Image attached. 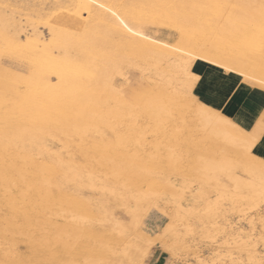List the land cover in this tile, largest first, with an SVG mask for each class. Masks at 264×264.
Returning a JSON list of instances; mask_svg holds the SVG:
<instances>
[{
    "label": "rangeland",
    "instance_id": "1",
    "mask_svg": "<svg viewBox=\"0 0 264 264\" xmlns=\"http://www.w3.org/2000/svg\"><path fill=\"white\" fill-rule=\"evenodd\" d=\"M126 1L127 3L128 2L131 3L127 4ZM241 1H243V3L245 4H243ZM249 1L250 0H240V1L239 0H173V1L172 0H0V15L3 17L5 23L7 24V26H5V34L3 36L4 41L2 40V42H0V68L2 70H5L4 72H1L0 70V82L2 84H7L11 73L21 74L20 75L21 77H28L31 73L30 71L31 68L29 69L28 59L27 58L25 59L26 56L22 55L23 53L21 52H17L18 50L16 49L14 50L11 49L12 51L10 52V42L12 41L13 38H15V35H13V31H15L16 27L19 28L17 30L18 34L16 36H18L17 42L20 45L24 46L26 44V41H28L27 39H32L27 37H29L30 33L32 32L31 30L34 29L40 34L41 40L44 41L46 44L49 43L50 47L52 48L55 45L53 46L54 43L52 44V42H50L51 39H50L48 23L52 22L53 20H54L53 22H55L56 19H57L56 21L57 23L59 22L65 26H67L68 24L70 25V26L68 25L67 27H71L72 24L78 23V25L75 28L77 33L76 40L79 51L83 53L82 55H79L78 61L84 64L83 67L86 73L87 72L89 73V71L94 69L98 70L100 68L105 67L106 69L105 77L107 80L106 82L114 86V88L118 89L123 96L125 95L124 97L126 98V100L134 105H142L149 96L155 95L156 86L158 85L159 82H161L160 85L161 84L164 85L165 83L164 85L165 87L164 86L163 87L164 90L167 92H172L175 89H180L179 86L181 82L180 78L182 77L180 75L179 69L175 66L170 67L167 65L169 63L177 64L180 61H185L189 58V56L192 53L203 54L209 51L214 52L215 50L213 49L215 48L216 40H218L220 34L223 35L227 34V32L234 31L236 30V28L239 29L236 30L237 32H233L234 36L232 37V41H234L237 47L241 48L239 51L241 52L242 55L241 54L240 55L244 59L245 58L246 59L244 60L241 56L238 55L237 57H235L233 64L231 63V65L234 66L235 68L237 66H241L244 68L246 72L249 71L251 73H255L258 75V77L264 79V24H263L264 0L263 1L252 0L250 2ZM139 2L142 5H140ZM236 2L238 3L237 5ZM251 2L252 3L254 2V4H252ZM168 4L171 6H169ZM249 4L252 6L251 9H249L250 8ZM139 6L140 8L138 9ZM135 8L138 9L139 11L136 10ZM241 8L243 9L244 13H241L242 12ZM256 8H258V11L256 10ZM259 8H261L262 11ZM134 9L136 10V13L138 12L139 14H136ZM166 9L169 11H167ZM129 11H133L134 15L137 16L140 15L139 17L141 19L138 18L137 20L130 19L128 21H125L124 16ZM255 13L257 15L259 14V16L257 17L254 16ZM175 14L178 17H176ZM237 15L239 17H237ZM246 17L247 18L249 17V19H247ZM250 19L252 20L253 23H251ZM166 20H169L170 22ZM243 21L246 23V25L244 24ZM233 24L235 26H233ZM250 24L255 27L258 26L256 27L257 29L251 26ZM198 31H200L201 33L197 35ZM93 32L97 37L99 35V38L103 39V41H100L101 43L99 42L95 46L92 43H90V39H92V36L90 34ZM182 32H185V34L188 33L195 34L192 37V38L195 37L192 40L193 42L192 46L191 44H187L183 42L182 39L184 37L182 35ZM240 32L243 34L245 32H248L250 33V35H253L254 36L253 44L252 45L247 44L246 42L249 43V40L247 39V37H244V35H242ZM133 33H136V35H133ZM144 36H147L148 39H153L154 42H161V43L164 42V44L168 45L169 47L168 53L165 56H152V57L143 56V54L146 53V48L144 46L140 48L139 44H136L137 43L136 41L140 40ZM242 36L244 37V39ZM250 38L251 36H249V39ZM242 41H244L245 43ZM69 43L70 42H68L67 44L68 46ZM55 44L61 46L62 44L61 39L58 38ZM241 44L242 46H240ZM67 45L65 46V48H68L70 55L74 56L75 53L74 50L71 49L70 46L69 48ZM100 45L105 50L102 49L103 50L102 53L98 54V52L100 51H98L99 49H96L97 52H94L95 55L97 56L95 58L96 61H94L93 63L92 61L91 63L88 62L89 61L88 53L90 49L99 48ZM226 46H220L223 48L222 50L225 53L223 51L219 53L220 55L221 54L224 55V58H227L232 50V49L230 50V48ZM225 48L228 49L225 50ZM61 50L62 49H59V52ZM246 50H248L247 53L250 56L246 55L247 54L245 53ZM53 51L56 52V49H54ZM123 51L125 53L123 60H118V59L114 60L113 57L114 56L117 57V55L122 54ZM101 57L104 60H99ZM239 57H241L242 60L241 58L239 59ZM247 58L248 59L251 58L252 62L251 59L248 60ZM236 59H238L240 62ZM243 60L244 62H242ZM196 64H204L210 66L207 63H203L202 61L196 60L191 65V68L195 69ZM15 67H19V68L14 70ZM217 69L224 71L219 67ZM228 73L236 74L234 72H228ZM165 79L166 80L168 79L167 81L169 84H166L167 81ZM50 80L52 81V83H55L56 82L55 76L51 75ZM256 80L261 81L258 78H254V77H244L241 81L250 87L261 89L254 84L247 83L248 81L253 82ZM261 82L264 83L263 81ZM194 90L195 87L193 88V92ZM192 99L193 98H191L190 95L186 97V100L188 101H192ZM110 104L111 107H113L112 101H110ZM192 109L193 108H187V107L182 108V112L180 111V113L178 114L175 111L174 112L171 111L169 115L168 114L160 115L155 121H153L149 117L140 115L139 117L134 118L133 125H129L128 123H123L120 119L111 117L107 120L106 124H98L95 127L98 130L94 128L91 131H87L81 138L73 136L68 133H64V134L59 132L51 133V135L46 138L47 145L45 149L48 148L47 150L49 152L44 150L43 148L42 149L44 151L41 149L42 152H40V149L38 147H33L31 151V156L34 155L35 157L34 156H32L33 158L31 157V162L34 160V162H32L34 166L45 162L53 166V170L47 173V176L50 179V181L52 183L54 182L58 184L56 187L52 188L53 189L52 193L54 194L55 192H60L62 196L64 195V198L62 199L54 198V200L52 199L50 201L47 200L45 197H42L43 192L34 191V190L30 191L29 190L30 188L26 189V192L28 190L30 191L27 192L29 197L31 196L29 202H27V208H28L27 220L29 222L27 221L23 227L18 226L19 228L18 227L12 228L8 230V232L4 233V235L6 236L8 235V237L14 238V241H16L14 242V245L16 244L17 248H14L15 247L14 246L13 249L12 248L10 249L9 247H8L9 249H7L6 245L0 244V255H1L0 264L1 263L55 264L53 262L48 263L49 261L47 260V257L49 254L46 251L48 249H49L48 252L53 253V255L56 256V258L54 259L57 263L58 261L61 260L59 264H61V262L63 261H66V263L64 264H83V262H85V258L89 259L88 257H94L96 255L98 256L99 259L102 260L101 261L102 264L103 263L105 264L106 262L107 263L109 262L108 264H115L116 262H118V255L116 250L119 249L122 250V248L124 250H127L129 246L131 248L128 249L131 250L134 248L133 242L135 241L134 239H132L133 236L132 234L123 236L121 242L114 241L116 236L114 235V233L111 232L112 228L110 226L114 225L112 223L113 220H114L113 222H115L116 225L117 223H121V221L118 218L114 217L113 215L114 205L116 204V201H119V203H121L120 204L121 206H123V203L126 204L127 201L129 203L131 200L135 201L136 193H139V191L140 193L139 195L137 194V196H140V194L142 193L146 194L145 192H149L150 194L151 193L154 194L153 197H159L166 191H171L173 189V186H177L180 189L187 190L190 193L191 188L196 185L202 184L207 186L208 184H214L217 181L216 179H221V178L227 181L228 183H229V179L231 180L232 178L233 180H231L230 183H234L233 186H235V181H238L239 178L241 179L246 177L247 179L251 180L252 178H250V176L245 173L244 168H242L244 162L238 157V155H236V157L231 159L234 162H233L232 174L230 175V178H228L229 174L225 172H222L224 173V175H222L220 171L222 170L221 168L222 166L220 167L221 169L218 168L217 170V166L216 168L215 167L212 168L213 166L212 164L210 163L207 164L206 162L202 161V158H199L202 156L201 153L204 152L203 150L207 148L206 146L208 145V141L206 143L205 139L201 137V134L198 131H194L195 129L193 126H195L196 121L193 113H191ZM181 117L183 118V120H181ZM260 120H264V113L261 116ZM183 127L185 128L182 129ZM189 127L191 128L193 127L192 128L193 132L191 133L192 135H189L187 130H185L188 129ZM125 138L126 139L128 138L129 140L127 141ZM120 139H122L123 142L124 140L126 142L124 143L122 142L123 143L122 145ZM100 141L106 142V147L104 149H101V151L104 150L102 151V154L100 149L95 147V143H98ZM196 144L197 145L199 144L198 150H196L197 147ZM201 145L203 147H201ZM199 150H201L202 152H200ZM223 151L224 150L222 149H217V151L214 152V156H215L214 159H217L218 157L224 155ZM36 152L38 155L36 154ZM55 156H57L58 158ZM103 156L104 158L106 156L105 160L103 159ZM59 158H61V160ZM126 159L127 160L131 159L130 161L132 162V164H134V166L131 165L134 168V169L132 168L134 171L133 181L134 184L138 182L136 185H134L135 186L134 188L137 189L139 187L138 191L134 192L135 194H133V191L132 192L128 191L130 190V188L129 189L122 188L123 189L122 190L121 189L122 186L119 185L121 182L119 180H116V177L113 173L111 174V169L114 168L117 169L124 166ZM14 160L20 162V159L17 157V155L14 157ZM59 160L60 162L62 161L61 166L60 164H58L59 166H57ZM69 161L74 163L76 167L74 166V168H72L73 167L72 164H71L72 165L71 168L66 166L67 164L69 165L70 163ZM110 163H115V164L117 163L118 165L114 164L115 167H112L113 165H111ZM144 166H145L144 169L149 171V172L148 171L146 172V170L143 171L145 172V174L142 173L141 171L142 167ZM67 167L69 169L66 170ZM77 167H78L77 169L78 171L75 169ZM210 167L216 171H213ZM209 169H211L210 171H213L214 173L211 172L210 174L208 172ZM63 171L65 177L62 175ZM74 171L76 176L74 174ZM204 171H206L207 173ZM78 172H80L79 174L81 177L78 176L79 175ZM68 173L70 175H68ZM212 174H213V179L210 177ZM42 175H43V171L36 169L35 173L31 174L29 178L35 181H40L39 179ZM67 175L70 177H68ZM92 177L93 179H88ZM64 178L66 179V181L64 180ZM214 178L216 179L214 180ZM75 184H78L79 186L78 185L76 186ZM103 184H105V186ZM90 185L91 186L95 185V187L91 188ZM100 185L102 187H100ZM74 187H76V189H74ZM103 189L108 190L106 193L108 198L105 194L106 191H104ZM11 190L14 194V196L12 197V202L15 207L18 206L17 208H20L22 204V200L19 198L18 190L14 188H11ZM110 190L113 192H111ZM100 191H102L103 193L101 192L102 193L101 194ZM123 191L125 193H123ZM38 192L42 194L39 195ZM110 192L112 193V195L109 196ZM0 194L2 195V193ZM121 194L122 197H124L123 198L124 200H126L127 198L128 200L126 201L123 200L122 202ZM123 194L126 195L123 196ZM131 195L134 196L132 197ZM99 196L100 198L103 197V199L98 198ZM81 197H83L88 202H86ZM116 197L118 200L115 199ZM109 198L110 199L114 198L115 200L113 199L109 200ZM66 199L67 200L71 199L72 201L74 200L76 201V203L74 201L73 203H71L72 202L71 200L67 201ZM56 201L58 204L56 203ZM133 201H131V204L135 205ZM34 202L36 204L35 205L36 207L34 206ZM103 203L104 204L106 203L105 204L106 206ZM75 204L78 206H72ZM102 205H104L105 208ZM107 206L109 207L106 208ZM73 207L74 208L78 207L79 209L77 208L78 210H76V208L74 209ZM172 207L176 211L181 210V206L179 202L174 203ZM185 207H187V201H185ZM72 208L74 209V211ZM97 208L100 210H98ZM102 209H104L105 211H103ZM102 211L103 213H101ZM115 211L119 215L125 217H127L128 215L126 209L122 210V208H116ZM9 212H11L10 204H8L2 197V199L0 200L1 225L4 222V221L2 222V219L7 218L6 215L8 216ZM57 212H59L60 214H57ZM54 213H56L57 217ZM104 215L107 216L105 217ZM60 216L64 217L62 221ZM72 216L73 218L78 217L77 222H80L81 225H83L84 227L91 228L93 226L94 228L92 227L93 229L92 228H91L92 230L90 229L92 234L91 233L88 235L86 233L82 234L80 237L76 238L74 244H71L74 239L68 237L69 239H66L68 245L71 244L72 246L71 248L69 249L67 248L64 251L60 249L61 247L57 248L59 246H56L54 243L53 245L52 241H50L52 245L48 244L47 242L51 240L50 237L49 240L46 242L47 246L50 247H47L44 242L43 243L45 246L42 245L41 247H37L40 245L35 246L36 244L32 245L31 242L28 244L29 241L27 242L28 240L27 237L32 236V239L33 238L38 239V237L42 234L40 237L41 239L42 236L44 237L45 232H49L51 234L56 229V228L53 229L52 227L48 228V226L43 223L44 220L46 221L50 220L53 222L55 220L54 222L55 225L57 224V226L60 225L59 227L61 226L63 227L68 222V220L73 219ZM79 216L83 217L84 219L83 218L80 219ZM99 216L100 219H98ZM40 218L41 220L39 222H41L42 225L40 223L37 224L38 223L37 220H39ZM102 218H105V221ZM100 220H102L101 223L99 222ZM13 221H17V220H13ZM107 221H110L111 223L109 222L108 224ZM25 226L27 227L25 228ZM38 226H40V229ZM106 227H109V230L108 228L104 229ZM32 228H34L35 230ZM38 229L41 231V234L40 233L38 234L39 231ZM27 230L30 231L31 233L27 232ZM185 230L186 229L184 225L179 224L178 230L176 232L178 237L175 234L177 238L174 236L173 237L175 238L174 240L176 241V239L178 240V238L180 241L181 239L184 240V236H182L181 233L184 232ZM222 230L223 229H221V231ZM20 233L21 235H19ZM27 233H30L29 236H26ZM129 236H131V238ZM129 238L131 239V241ZM99 240L101 241V244L102 242L105 241L106 245L107 244L108 245L107 246L102 245L101 247H99L101 245L99 243L100 242ZM179 240L177 241L178 244H180V246L178 245V250L182 254L187 255L182 245V242L180 243ZM112 243L116 245L115 246L116 248ZM31 245L33 247H30ZM126 246L128 247L125 248ZM111 247L112 248L114 247L115 250L114 248L112 249ZM30 248L31 249L34 248V250L32 249L33 250L32 251ZM101 248L104 249V251L102 250L103 252L102 251L99 252ZM54 250L57 253H55ZM129 250H127V252ZM73 251H76V253L78 251L79 252L77 253L78 256L77 255L75 256L74 254L76 253ZM110 251H112L113 253ZM227 251H228L227 249H224L223 251H220V254L218 256L215 257L212 256L211 252H208L207 256L215 258L217 260H223V259L227 260L229 264L231 262L232 256L226 255ZM8 252L9 254L12 255H14V253L11 252H15L16 254L12 257L9 254H7ZM30 252L33 253L31 254ZM64 252L65 255L63 254ZM192 253L196 257L197 255L195 254L196 252L193 251ZM35 254H37L36 257L34 256ZM62 255L63 258L69 255L68 256L69 259H67L68 257H66L68 261L62 259ZM234 255H236V257L239 258L238 254H234ZM58 256L59 258L61 256L60 260L57 259ZM71 256L75 258H72ZM198 256L199 255H197L196 257L197 259L200 257ZM125 258L127 260L129 257L128 258L125 257ZM125 258L123 257L124 260ZM123 259L120 260L124 261ZM200 259L201 257L199 258V260Z\"/></svg>",
    "mask_w": 264,
    "mask_h": 264
},
{
    "label": "bare ground",
    "instance_id": "2",
    "mask_svg": "<svg viewBox=\"0 0 264 264\" xmlns=\"http://www.w3.org/2000/svg\"><path fill=\"white\" fill-rule=\"evenodd\" d=\"M250 1H252V0H250ZM241 2L243 3V1H241ZM126 3H127V1H126ZM258 3H260V2H258ZM237 4L238 3L236 2V5ZM243 4H245V3H243ZM252 4H254V2ZM140 5H142V4L140 3ZM249 5H248V7H249ZM169 6H171V5H169ZM243 6H245V5H243ZM251 7L252 6L250 5L249 9H251ZM139 8H140V6L138 7V9ZM261 8H259V9L261 10ZM138 9H136V10H138ZM136 10H135V13H136ZM234 10H237V9H234ZM244 10H245V8H244ZM256 10L258 11V8H256ZM167 11H169V10H167ZM241 13H244L243 9H242ZM136 14H139V13L137 12ZM163 14H164V12H163ZM245 14H246V12H245ZM253 14H254V12H253ZM139 16L134 15L133 11H129L124 16V20L125 21H128L130 19L131 20L132 19H136L137 20L138 18H140ZM175 16H176V14H175ZM254 16L257 17V16H259V14L257 15L255 13ZM176 17H178V16H176ZM237 17H239V16L237 15ZM249 17L248 18L246 17V18L249 19ZM167 19H169V18H167ZM172 19H174V18H172ZM53 21L50 22V23L47 22L48 26H49V32H50V39H51L50 42H52V44L54 43L53 46L55 45L52 48L50 47L49 43L46 44L44 41L41 40L40 34L34 29L31 30L32 32L30 33L29 37L26 36L27 38H32V39H27L28 41H26V44L24 46L20 45L17 42L18 36H16L18 34L17 30L19 28L16 27L15 31H13V35H15V38H13L12 41L10 42V52L12 50L16 49V50H18L17 52L23 53L22 55L26 56L25 59L26 58L28 59L29 69L31 68L30 69L31 73H30V75L28 77H21L20 76L21 74L11 73L9 81H8L7 84H2L0 82V193H2V195L0 194V200L3 197V199L8 204H10V211H11V212H9L8 216L6 215L7 218L2 219V222L4 221L3 224L1 225V223H0V244L6 245L7 249H9V248L13 249L14 246H15L14 248H17V246H16V244L14 245V242H16V241H14V238L13 237L12 238L8 237V235L6 236V235H4V233H6V232H8V230H10L12 228H16L18 226H22L23 227L26 224V222L28 221L27 220V217H28L27 202H29V199L31 197V196L29 197V195L27 194V192L29 190L30 191L34 190V191L43 192V196L42 197H45L47 200H50V201L52 199L54 200V198H60V199L64 198V195L62 196V194L60 192H55L54 194L52 193L53 192L52 188L56 187L58 184L54 183V182L52 183L50 181V179L48 178L47 173L49 171L53 170V166L51 164H49V163H46V162L34 166V164L32 163V162H34V160L31 162V157L34 156V155L31 156V151H32L33 147H38L40 149V152H42L43 149L48 151L47 150L48 148L45 149L46 145H47L46 138L49 137L51 135V133H53V132H59V133H63V134L64 133H68V134H71L73 136L81 138L87 131H91L98 124H106L107 120L109 118H111V117L118 118L123 123H128L129 125H133L134 118L135 117H139L140 115L149 117L150 119L155 121L162 114L163 115L164 114L165 115H167V114L169 115L171 113V111H173V112L175 111L178 114V113H180V111L182 112V108H185V107L193 108L191 113H193L195 121H196L195 126H193L194 129H195L194 131H198L201 134V137L203 139H205L206 143L208 141V145L206 146L207 148L203 150L204 152L201 153L202 156L199 157V158H202V161L206 162L207 164H209V163L212 164L213 165L212 168L213 167L216 168V166H217V170H218V168L219 169L222 168L221 166L223 165V162L225 160L232 159V158L236 157L237 149H238L239 145L244 140V138L247 135L251 134V133H248V132L242 130L236 123H234L232 120L227 118L220 111H218L214 107H211L210 105L202 102L199 99V97H197L198 95H196L193 92V88L194 87L192 89L188 90L186 88V84H185L183 76H182V66L185 63H187L188 60H192L191 65L194 63V61L198 60V61H202L203 63H207L209 65L219 67L222 70H224L225 72H234L238 76H240L241 80L244 77H254V78H258L259 80L264 82V79H261L260 77H258L257 74L251 73L249 71H248L249 72L248 73L241 66H237L235 68L234 66L231 65V63L233 64V61H234L235 57H237L238 55L239 56L242 55L241 52L239 51L241 48L237 47V45L234 43V41H232V37L234 36L233 32H237L236 30L239 29V28H236V30H234V31L227 32V34H224V35L220 34L218 40H216V43H215L216 45H215V48L213 49V50H215L214 52H210L209 51V52L203 53V54L202 53H200V54H193L192 53L189 56V58L187 60H185V61H180L177 64L169 63L167 65V66H170V67H172V66L174 67L175 66V67H177L179 69L180 75L182 77V78H180L181 79V82H180V85H179L180 89H175L172 92H167V91L164 90L165 83H164V85L163 84L160 85L161 82H159L158 85L156 86V94L155 95L149 96L142 105H134V104L128 102L126 100V98L124 97L125 95L123 96L118 89L114 88V86H112V85L108 84V82H106L107 80H106V77H105L106 76L105 67L104 68H100L98 70L94 69V70L89 71V73L88 72L86 73V71H85V69L83 67L84 64L82 62L78 61L79 55L83 54L82 52L79 51L77 40H76L77 33H76V29L75 28L78 25V23L72 24L71 27H67L69 24L67 26H65V25H62L59 22L57 23L56 22L57 19H56L55 22H53ZM166 21L170 22L169 20H166ZM241 21H242V19H241ZM255 21H254V23H255ZM260 22H261V20H260ZM251 23H253L252 20H251ZM244 24L246 25L245 22H244ZM248 24H249V22H248ZM5 26H7V24L5 23L3 17L0 15V42H2V40L4 41L3 36L5 34ZM233 26H235V25L233 24ZM251 26H253V25H251ZM253 27H255V26H253ZM256 27H258V26H256ZM240 29H241V27H240ZM200 33L201 32L198 31L197 35L200 34ZM241 34L244 35V37H247V39L249 40V43L246 42L247 44H250V45L253 44V42H254V36L253 35H250V33H248V32H245L244 34L241 33ZM90 35L92 36V39H90V43H92L94 46L97 43H99L100 41H103V39L99 38V35L97 37L94 32L91 33ZM182 35L184 37L182 39L183 42L187 43V44H191V46H192L193 45L192 40L195 38V37L194 38H192V37L195 34L194 33L185 34V32H182ZM248 35L251 36L250 39H249ZM244 37H243V39H244ZM58 38L61 39V43H62L61 46H58V45L55 44L57 42ZM143 39L144 38H141L140 40L136 41L137 42L136 44H139L140 48L143 47V46L146 48V53H144V54L142 53L143 56H145V57L146 56H149V57H152V56H165L168 53L169 47H168V45H165L164 42L161 43V42H154L153 39H144V40ZM68 42H70L69 46L75 52L74 56L72 55L73 57L70 55L68 48H65V46L68 44ZM242 42H244V41H242ZM226 45L230 48V50L231 49L232 50L229 53L230 55H228L227 58H224V55L221 54L223 56L222 57L219 52L223 51L222 50L223 48L220 47V46H226ZM240 46H242V44ZM245 47H247V46H245ZM54 49H56V52L53 51ZM59 49H62V50L59 52ZM96 49H99L98 51H100V52H98V54L102 53V51L105 50V49H103L101 47V45H100L99 48L90 49V51L88 53L89 54V61L88 62L91 63V61H92V63H93L94 61H96L95 58L97 56L94 53V52H97ZM227 49L225 48V50H227ZM243 49H244V47H243ZM124 51L122 52V54L117 55V57L114 56L113 57L114 60L115 59L123 60V58L125 56L124 55L125 54ZM247 51L248 50H246L245 53H247ZM228 52H229V50H228ZM228 52H227V54H228ZM12 53H14V52H12ZM246 55H249V54L247 53ZM86 56H87V54H86ZM225 56H226V54H225ZM102 57L99 60H104ZM241 57H239V59ZM242 58H241V60H242ZM211 59H215V60H217L220 63H218L216 65H213V64L209 63V61ZM250 59H248V60H250ZM253 59H254V57H253ZM236 60H238V59H236ZM244 60L242 62H244ZM251 62H252V59H251ZM257 62H258V60H257ZM237 64H234V65H237ZM245 64H246V61H245ZM191 65H189V66L191 67ZM254 66H256V65H254ZM229 67L232 68L233 70L232 71H228ZM18 68L19 67H15L14 70L18 69ZM249 68H250V66H249ZM0 70H1V72L5 71V70H2L1 68H0ZM250 70H252V69H250ZM51 75L55 76V79H56L55 83H52V81L50 80V76ZM167 75H166V77H167ZM156 84H157V82H156ZM166 84H169L168 81H167ZM188 95H190L191 98H193L192 101L186 100V97ZM110 101L113 102V107H111ZM182 117H181V120H183ZM179 128H181V127H179ZM184 128L185 127H183L182 129H184ZM192 128L189 127L188 129H185V130H187L189 135H192L191 134L193 132ZM95 129L98 130L97 128H95ZM132 134H133V132H132ZM120 140H121V143H122L123 142L122 139H120ZM126 140L128 141L129 139L127 138ZM124 142H126V141L124 140ZM123 143H122V145H123ZM198 146H199V144L197 145L196 150H198V148H199ZM95 147L100 149V151H101V149H104L106 147V142L105 141H100L98 143H95ZM201 147H203V146L201 145ZM217 149L224 150L223 151L224 155H222L221 157H218L217 159H214V157H215L214 156V152L217 151ZM201 150H199V151L202 152ZM102 151H104V150H102ZM102 151H101V154H102ZM36 154H37V152H36ZM16 155L20 159V162L14 160V157ZM55 157H57V156H55ZM105 158H106V156H105ZM105 158L103 156L104 160H105ZM59 159L61 160V158H59ZM60 160H59V163H57V166H59L58 164H60V166H61V162L62 161L60 162ZM130 160L126 159L125 160V165L120 167V168L111 169V174L113 173L115 175V177H116V180H119L121 182L119 184L120 186H122L121 189L122 188L123 189H126V188L129 189L130 188V190H128V191H131V192L133 191V194H135L134 192L138 191L139 187L137 189L134 188L135 187L134 185H136L138 182L137 183L135 182L136 184H134V181H133L134 180V178H133L134 177V174H133V172H134L133 169L134 168L131 166V165L134 166V164H132V162ZM259 161H260V159L256 156L255 157V164L258 165ZM69 162H70L69 163L70 166L68 164L66 166L71 168V166L73 165L72 168H74V166H75L74 163H72L71 161H69ZM110 164L113 165L112 167H115L114 166L115 163H110ZM115 165H118V164L116 163ZM242 166H243L242 168H244L245 173L248 174L250 176V178H252L251 181H253L256 186H259V184L261 182V173H260L258 167H249L245 163ZM68 167L66 168V170L69 169ZM144 168H145V166L142 167L143 170L141 169V171H142V173L145 174V172H143V171H145L146 169H144ZM242 168H240V169H242ZM36 169H39L40 171H43V175L39 179L40 181H35V180L29 178V176L31 174L35 173ZM75 169L77 170L78 167L75 168ZM211 169L208 170V172L210 174H211V172L216 171V170H213V169H212L213 171H210ZM147 171L148 170H146V172ZM220 171H221V173L223 172L222 170H220ZM204 172H206V171H204ZM44 173H45V175H44ZM79 173L80 172H78V174ZM74 174H75V171H74ZM62 175L64 176V171H63ZM68 175H70V174L68 173ZM135 175H137V174H135ZM215 175H216V173H215ZM222 175H224V173H222ZM71 176H73V175H71ZM75 176H76V174H75ZM78 176L81 177L80 174ZM198 176H200V175H198ZM68 177H70V176H68ZM68 177H67V180H68ZM210 177L213 179V174ZM228 178H230V175L228 176ZM88 179H93V177L92 178H88ZM215 179L216 178H214V180ZM64 180L66 181L65 178H64ZM216 180H218V179H216ZM231 180H233V179L231 178ZM231 180L229 179V183L231 182ZM239 180H240V178H239ZM72 182H74V181H72ZM72 182H70V183H72ZM236 182L237 181H235V183ZM59 184H61V183H59ZM112 184H114V183H112ZM232 184L234 185V183H232ZM75 185L77 186L78 184H75ZM103 185L105 186V184H103ZM117 186H118V184H117ZM90 187L93 188V187H95V185L94 186L90 185ZM96 187H98V186H96ZM100 187H102V186L100 185ZM11 188H14V189L18 190L19 198L22 200V204H21L20 208H17L18 206L15 207L13 202H12V197L14 196V194H13ZM27 188H30V189L26 192ZM55 189H57V188H55ZM74 189H76V187H74ZM77 189H79V188H77ZM119 189H120V187H119ZM65 190H66V188H65ZM103 190L106 191L105 194L108 191L106 189H103ZM68 191H69V188H68ZM102 191H100V193ZM111 192H113V191H111ZM111 192L109 193V196L112 195ZM123 193H125V192L123 191ZM139 193H140V191H139ZM139 193H136L135 201L142 200V199H144L146 197H149V196H151V197L154 196V194H152V193L150 194L149 192H145L146 194L142 193V194H140V196H137V194L139 195ZM40 194H42V193H39V195ZM125 195L123 194V196H125ZM106 196H107V194H106ZM39 197H41V196H39ZM121 197H122V194H121ZM36 198H38V197H36ZM81 198H83V197H81ZM98 198H100V196ZM101 198L103 199V197H101ZM107 198H108V196H107ZM123 198L124 197H122V200H121L122 202L124 200ZM112 199L115 200V199H117V197L115 199L114 198H111V199L109 198V200H112ZM69 200H71V199H69ZM69 200H67V201H69ZM126 200H128V198ZM126 200H124V201H126ZM42 201H43V199H42ZM73 201L71 203H73ZM131 201H133V200H131ZM131 201H130V203H131ZM135 201H133V202L136 204L137 202H135ZM74 202L76 203V201H74ZM86 202H88V201H86ZM113 202H115V201H113ZM56 203H57V201H56ZM127 203H129V202L127 201L126 204ZM19 204H20V201H19ZM126 204L123 203V206L126 205ZM35 205L36 204L34 202V206ZM104 205H102V206H104ZM72 206H78V205L75 204V205H72ZM105 206H104V208H105ZM108 207L109 206H107L106 208H108ZM77 208H76V210L79 209V208L78 209ZM74 209H73V211H74ZM59 210H60V208H59ZM76 210H75V212H76ZM98 210H100V209H98ZM102 210L105 211L104 209H102ZM103 211L101 213H103ZM77 213H78V211H77ZM110 213H112V212H110ZM54 214L56 215V213H54ZM57 214H60V213L57 212ZM72 214H73V212H72ZM70 216H71V213H70ZM75 216H76V213H75ZM81 216H79L80 219L83 218ZM100 216H102V215H100ZM100 216H99L98 219H100ZM104 216L106 217L107 215H104ZM56 217H57V215H56ZM60 218H61V221H62V219L64 217L60 216ZM72 218H73V216H72ZM102 219H104V221H105V218H102ZM13 220H17V221H13ZM40 220H41V218L39 220H37L38 223L37 222L36 223L37 224H39V223L41 224V222H39ZM77 220H78V217L70 219V220H68V222L66 221L67 223L63 227L62 226L59 227L60 225L57 226V224L55 225V223H54L55 220H54V222L50 221V220H48V221L44 220L43 223L46 224L48 226V228L49 227H52L53 229L56 228L53 231V233L50 234L49 232H45V235L43 234L44 237L42 236V238L40 239L42 234H41V231L39 230L40 226H38L39 227L38 234L40 233L41 235L38 237V239H35V238L32 239V236H29V234L31 232L28 231L29 230L28 229L27 232H30V233H27V235L25 234L26 236H29V237H27L28 238L27 242L29 241L28 244L31 242L32 245L36 244L35 246L40 245V246H37V247H41L42 245H44V243L47 246L46 242L49 240V237H50L51 240H49V242H47L48 244H51L50 241H52V244L54 243L56 246H59L57 248L61 247L60 249H62L63 251L66 250L67 248L69 249L72 246L71 244L75 243L77 237H80L82 234H85V233L87 235L90 234L91 230L94 228L92 225H91L93 227V228L91 227L92 229L89 228V227H84L83 225H81L80 222H77ZM63 221H65V220H63ZM101 221L102 220H100L99 222L101 223ZM113 221H112V223L114 225L113 224L112 225L114 227L110 226V225L109 226L112 228V229L110 228L111 232L114 233V235L116 236L114 241L115 242H119V241L121 242V239L123 238V236L115 231L116 223L113 222ZM109 222L110 221H107L108 224H109ZM107 223H105V224H107ZM118 224H120V223H117V225ZM27 226H25V228ZM86 226H87V224H86ZM35 227H37V226H35ZM107 228L109 230V227H106L104 229H107ZM32 229H34V228H32ZM35 232H37V231H35ZM52 234H53L54 238L52 237ZM19 235H21V233ZM176 236L178 237L177 234H176ZM68 237L74 239L70 245H68V242L66 240V239H69ZM129 237L131 238V236H129ZM132 239H133V236H132ZM173 239H175V238H173ZM178 240H179V238H178ZM178 240L176 239V241H178ZM182 240L183 239H181V241L179 240L180 243L182 242ZM86 241H87V239H86ZM130 241H131V239H130ZM95 242H97V241H95ZM134 242H133V247H134ZM99 243L101 244V241ZM100 244H98V245H100ZM32 245L30 247H33ZM102 245L103 246H107L108 244L106 245V242L104 241V242H102V244L99 247H101ZM129 245H130V242H129ZM178 245L180 246V244H178ZM115 246L116 245H114V247ZM47 247H50V246H47ZM127 247L128 246H126L125 248H127ZM34 248H36V247H34ZM34 248H32V249L34 250ZM103 248H101V250H99V252H101L102 250L104 251ZM115 248H114V250H115ZM128 248H131V247L129 246ZM128 248H127V250H129ZM133 249L129 250L128 252H127V250H124L123 248H122V250L119 249L121 251L116 250L117 255H118V261H122L120 259H123V257L124 258L125 257L128 258L129 257L128 253L133 251ZM48 250H46L47 253L49 254L48 257H47V260L49 261L48 263L53 262L55 264H59V262L61 261L60 260L61 256H60V258L58 256L57 259H59L60 261H58V263H57L55 261V259H54V258H56V256H54L53 253L48 252ZM11 251H13V250H11ZM54 252H55V250H54ZM65 252L63 253L64 255H65ZM73 252L76 253V251H73ZM79 252H80V250H79ZM79 252L77 251V253H79ZM110 252H112V251H110ZM11 253H14V255L16 254L15 252H11ZM35 253H36V250H35ZM55 253H57V252H55ZM77 253L74 254V255L78 256ZM7 254H9V252ZM18 254H20V253H18ZM191 254H193V253H191ZM195 254H197V253H195ZM9 255L12 256V257L14 256L12 254H9ZM70 255H71V253H70ZM4 256H2V257H4ZM34 256L36 257L37 254H35ZM68 256H66V257H68ZM73 256H71V257L75 258ZM66 257L63 258V255H62V259H64V260L69 259V257L67 259H66ZM196 257H197V255H196ZM88 258L89 259L85 258V262H83V264L84 263L85 264H102L101 263L102 260L99 259L97 255L94 256V257H88ZM199 258L198 259L196 258V259L199 260ZM81 259H83V258H81ZM254 259H256L258 261L260 258L258 256H256V257H254ZM125 260H126V258H125ZM10 261H11V259H10ZM69 261H71V260H69ZM62 263L64 264V263H66V261L61 262V264ZM114 263H115V261H114ZM1 264H3V263H1ZM229 264H231V262Z\"/></svg>",
    "mask_w": 264,
    "mask_h": 264
},
{
    "label": "snow or ice",
    "instance_id": "3",
    "mask_svg": "<svg viewBox=\"0 0 264 264\" xmlns=\"http://www.w3.org/2000/svg\"><path fill=\"white\" fill-rule=\"evenodd\" d=\"M142 38L148 39L147 36ZM191 63L192 60H188L182 66L186 88L221 94L225 87L223 80L197 74L189 66ZM209 63L220 62L211 59ZM226 99L228 93L223 92L222 102ZM261 123L264 124V120ZM260 149H264V131L259 138L255 133L247 135L237 149L238 157L246 165L258 167L259 186L246 177L235 186L221 178L215 184L196 185L190 193L173 186L171 191L138 200L135 205L121 206L117 201L113 215L121 223L116 225L115 231L122 236L132 234L135 244L128 253L129 259L116 264H228L227 260L207 256L208 252L213 257L218 256L224 249L228 250L226 255L232 256L231 264H264V158L255 164ZM232 167L233 161L225 160L222 171L231 175ZM176 202L180 203L179 211L172 207ZM116 208L126 209L127 217L119 215ZM179 224L186 229L181 235L187 255L178 250V242L173 239ZM193 251L201 257L199 261L191 255ZM256 256L260 258L258 261L254 259Z\"/></svg>",
    "mask_w": 264,
    "mask_h": 264
},
{
    "label": "crops",
    "instance_id": "4",
    "mask_svg": "<svg viewBox=\"0 0 264 264\" xmlns=\"http://www.w3.org/2000/svg\"><path fill=\"white\" fill-rule=\"evenodd\" d=\"M216 66L196 64L195 71L201 76L218 77L224 82L223 92L228 93V99L222 102V93H209L204 89L195 87V94L199 99L220 111L227 118L236 123L242 130L255 133L257 138L264 131L261 116L264 113V83L261 81H248L261 89L250 87L241 81L240 76L217 69ZM227 74V75H226ZM231 89V91H229ZM259 158H264V149L257 151Z\"/></svg>",
    "mask_w": 264,
    "mask_h": 264
}]
</instances>
